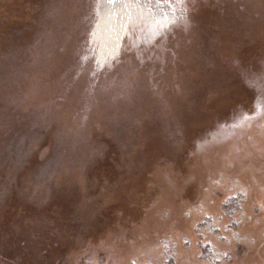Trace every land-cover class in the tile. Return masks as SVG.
I'll use <instances>...</instances> for the list:
<instances>
[{
	"label": "rangeland",
	"instance_id": "obj_1",
	"mask_svg": "<svg viewBox=\"0 0 264 264\" xmlns=\"http://www.w3.org/2000/svg\"><path fill=\"white\" fill-rule=\"evenodd\" d=\"M174 11L0 0V264H264V0Z\"/></svg>",
	"mask_w": 264,
	"mask_h": 264
},
{
	"label": "snow or ice",
	"instance_id": "obj_2",
	"mask_svg": "<svg viewBox=\"0 0 264 264\" xmlns=\"http://www.w3.org/2000/svg\"><path fill=\"white\" fill-rule=\"evenodd\" d=\"M181 2L182 0H156L157 7L161 9L160 15H168L169 13L175 15L174 6Z\"/></svg>",
	"mask_w": 264,
	"mask_h": 264
}]
</instances>
